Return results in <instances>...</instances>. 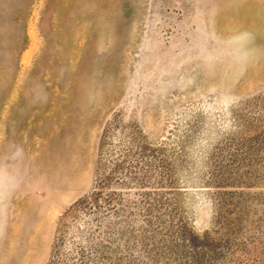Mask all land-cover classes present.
<instances>
[{
  "label": "rangeland",
  "instance_id": "1",
  "mask_svg": "<svg viewBox=\"0 0 264 264\" xmlns=\"http://www.w3.org/2000/svg\"><path fill=\"white\" fill-rule=\"evenodd\" d=\"M0 264H264V0H0Z\"/></svg>",
  "mask_w": 264,
  "mask_h": 264
},
{
  "label": "trees",
  "instance_id": "2",
  "mask_svg": "<svg viewBox=\"0 0 264 264\" xmlns=\"http://www.w3.org/2000/svg\"><path fill=\"white\" fill-rule=\"evenodd\" d=\"M100 185V184H99ZM100 189L101 187H96L94 188L93 192H92V195L93 196H89L88 198L86 199H83L81 202H78V204L73 207L72 209L68 210V213L67 215L71 216L73 215L74 213H77V210L80 208V205L84 204V203H93V201H96L98 202L99 198H100ZM68 220L66 218H64L61 223H60V226H59V229H62L61 227H64L67 225ZM62 231L60 230L59 233H61Z\"/></svg>",
  "mask_w": 264,
  "mask_h": 264
}]
</instances>
